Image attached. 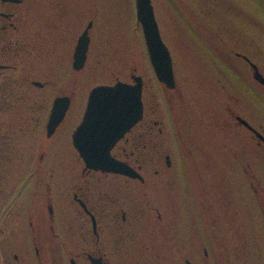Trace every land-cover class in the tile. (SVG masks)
<instances>
[{"label":"flooded vegetation","instance_id":"flooded-vegetation-1","mask_svg":"<svg viewBox=\"0 0 264 264\" xmlns=\"http://www.w3.org/2000/svg\"><path fill=\"white\" fill-rule=\"evenodd\" d=\"M71 5L70 0H0V139L9 157L3 166L15 167V154L22 150L26 153L20 164L28 171L17 195L15 186L21 181H17L18 185L14 183L12 193L0 204V264H92L89 256L114 264L112 256L120 253L124 256L121 264H158L149 259L144 263L142 259V251L151 247L144 242L146 234L137 226L139 219L149 213L156 214L158 219L181 216L190 220L189 228L199 237L187 245L188 249L184 248L181 264H197L196 261L234 264L233 255L230 259L228 253L224 257L219 252L223 243L217 236L220 209L231 207L233 213L237 211L233 202L224 204L223 170H237L241 177L233 184L236 193L237 184H241L238 198L244 193L241 198L244 214L234 216L237 241H242L243 248L251 246L259 253L253 264H264V174L257 173L256 162L264 161V126L256 123L261 119L255 115V105L250 99L257 95L251 87L256 86L264 93V86L254 79L251 63L258 66L263 76L264 69L248 54L235 53L250 70L247 82L251 86L247 90L236 84L232 93H222L218 112L233 130L237 145L231 148L227 141L222 142L218 154L224 155L226 163L213 162L204 153L205 163L200 167L205 178L199 182L192 178L197 165L191 161L196 159L191 140L183 146L178 135L182 144L180 152L163 150L166 126L159 111L158 93L148 91L147 78L135 69L130 82L133 76L142 81L143 117L114 146L111 154L129 165L139 177L92 170L87 168L73 143L86 106L70 135L69 120L73 118L79 95L80 75L87 69L93 22H89L92 27L88 33L87 60L77 70L75 52L81 35L75 31L76 19L68 20ZM174 72V90L164 88L156 78L170 115L184 99L175 68ZM241 89L248 99L239 97ZM57 98H67L70 105L62 123L49 135L48 122ZM64 147L76 155L75 164L71 165L76 175L68 180L59 177L63 165L70 166L60 161ZM210 173L215 174V180ZM166 176L175 179L166 183ZM128 183L136 184L147 202L132 212L128 211L125 194ZM24 191L29 198L26 208L20 200ZM199 224L200 231H196ZM17 237L22 240L18 241ZM51 251L60 257L54 263L49 259Z\"/></svg>","mask_w":264,"mask_h":264},{"label":"rangeland","instance_id":"rangeland-1","mask_svg":"<svg viewBox=\"0 0 264 264\" xmlns=\"http://www.w3.org/2000/svg\"><path fill=\"white\" fill-rule=\"evenodd\" d=\"M70 1L72 5L68 8V20L71 21L72 17L76 19L75 31L81 35L89 22H93V27L90 32L92 39L87 69L80 75L79 95L75 111L72 113L73 118L69 120V125H72L69 135L75 124L82 119L92 88L98 85H112L117 80L130 82L132 72L137 69L138 74H144L147 78L150 87L148 91L158 93L159 111L166 126L162 137L163 150L174 153L179 151L182 144L178 135L183 146L191 140L196 157L191 161L197 165L192 171V178L198 182L199 179L205 178L200 167L205 163L202 160L204 153L213 162L226 163L224 155L221 157L218 154L222 142L227 141L233 148L237 145V138L233 137V130L226 126L225 119L221 120L219 115L220 95L228 94V91L232 93L231 90L235 88L233 85L236 84L247 90L251 86L247 82L250 70L243 61L235 57L236 52L248 54L264 69V0H152L161 35L170 49L184 95V99L175 105V112L171 115L150 63L142 28L137 22L136 0ZM251 88L257 94L255 98H250L255 105V115L261 119L256 123H262L264 126V93L256 86ZM243 89L238 93L239 97L248 99L249 96ZM3 146L0 139V204L8 199L14 183L19 184L15 186L17 195L22 180L28 174L23 164H20L26 153L22 150L15 154V167L3 166V163L9 161ZM62 151L59 155L60 161L70 166L63 165L60 172L58 171L59 177L60 180H68L76 175L71 166L75 164L76 155L70 148L67 150L64 147ZM256 152L258 154V150ZM25 156L27 159L30 157L28 154ZM256 162L257 173L264 174V161ZM209 175L215 180V174ZM181 178L186 179V176ZM239 178L241 179L237 170H223L221 182L224 186V204L233 202L237 211L233 213L231 207L223 208V211L220 209L222 214L218 215L220 230L217 236L223 246L219 252L224 254V257L228 253L230 259L233 255L234 264H253L252 261L256 260L259 253L251 246L249 249L243 248L242 241H237L234 229L235 214H244L241 199L244 198V193L239 194L241 198H238L240 183L237 184L238 193L233 192V184ZM164 179L166 183H171L175 177L166 176ZM17 181L21 182L17 184ZM125 194L129 212L147 203L136 184L128 183ZM20 200L26 208L25 204L29 200L26 191ZM148 203L151 206L154 204ZM165 206L166 203L162 207ZM139 221L137 229L146 234L144 242L151 247L148 251H142L144 263L149 259L158 264H181L184 248L199 237L192 227L189 228L190 220L185 217L166 216L158 219L156 214L149 213ZM197 222L199 223L200 219H197ZM199 227L200 224L197 225L196 231H200ZM19 239L17 237L18 241L22 240ZM79 244L82 246V241H79ZM192 251L194 252V249ZM50 254L51 263L60 258L56 252L51 251ZM114 255V264L123 263L124 256L121 253ZM64 257L68 256L65 254ZM196 263L198 264V261Z\"/></svg>","mask_w":264,"mask_h":264},{"label":"water","instance_id":"water-1","mask_svg":"<svg viewBox=\"0 0 264 264\" xmlns=\"http://www.w3.org/2000/svg\"><path fill=\"white\" fill-rule=\"evenodd\" d=\"M137 22L141 26L148 55L154 73L161 85L176 88L173 59L165 44L156 19L152 0H136ZM90 23L80 37L75 52L74 67L80 70L87 60L90 39ZM247 59V58H246ZM248 60V59H247ZM254 79L264 86V76L256 64L251 63ZM133 83L117 82L113 86H98L89 96L84 119L76 130L73 141L87 168L138 178L139 175L127 164L117 161L111 154L114 146L142 119V81L135 76ZM103 97L107 103L103 109L99 101ZM67 98H57L54 102L48 134L51 135L64 120L69 109ZM92 264H105L101 258L89 256Z\"/></svg>","mask_w":264,"mask_h":264},{"label":"snow or ice","instance_id":"snow-or-ice-1","mask_svg":"<svg viewBox=\"0 0 264 264\" xmlns=\"http://www.w3.org/2000/svg\"><path fill=\"white\" fill-rule=\"evenodd\" d=\"M106 103H107V101L103 97H101V99L99 101L100 108L103 109L105 107Z\"/></svg>","mask_w":264,"mask_h":264}]
</instances>
